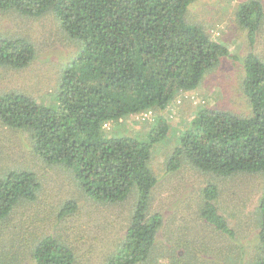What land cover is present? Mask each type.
Returning <instances> with one entry per match:
<instances>
[{
	"label": "trees",
	"instance_id": "obj_1",
	"mask_svg": "<svg viewBox=\"0 0 264 264\" xmlns=\"http://www.w3.org/2000/svg\"><path fill=\"white\" fill-rule=\"evenodd\" d=\"M195 1L0 0V12L51 13L65 37L76 45L75 55L60 66L50 102H38L23 92H0V122L24 131L42 160L68 170L85 202L107 207L135 191L136 202L127 214L124 232L115 237L113 248L97 264L205 263L200 256H189L195 252L192 246L203 245L215 232L235 234L218 213L219 186L223 182L241 185L252 174L263 180L253 219L257 241L243 236L212 254L221 264H240L247 251V264H264V59L253 51L264 24V5L261 0L236 4L233 13L246 33L248 52L232 55L202 25L187 20L188 7ZM35 56L36 48L27 38L0 36V66L23 68ZM225 59L240 63L238 79L247 111L199 110L176 136L161 174L154 170L151 158L155 146L165 144L169 137L170 125L163 115L157 116L145 138L104 129L105 122L116 124L139 111L163 112L181 92L195 90ZM182 164L205 176L199 188L202 203L193 219L199 224V216L202 223L200 228L180 226L182 231L173 241L172 230H162V214L150 212L149 202L151 192L165 190ZM40 187L36 174L29 170H11L0 176V220L9 222L17 207L34 202ZM59 207L60 219L79 209L75 198L64 200ZM27 217L35 220L30 213ZM102 218H107L106 212ZM28 224L30 228L13 224L8 243L0 239V264L22 263L20 249L9 247L15 240H26L35 227L33 222ZM159 231L167 236L162 244L167 249L157 254ZM82 244L87 242L81 235L46 233L35 241L28 259L31 256L34 264H89V258L93 264L91 252L97 244ZM178 247L189 252L184 262L177 257ZM169 253L166 261L156 257Z\"/></svg>",
	"mask_w": 264,
	"mask_h": 264
},
{
	"label": "rangeland",
	"instance_id": "obj_2",
	"mask_svg": "<svg viewBox=\"0 0 264 264\" xmlns=\"http://www.w3.org/2000/svg\"><path fill=\"white\" fill-rule=\"evenodd\" d=\"M241 1L243 0H197L189 5L187 20L202 25L211 33L212 38L223 42L232 55L246 54L248 52L246 33L236 23L233 13L236 4ZM261 1L264 5V0ZM1 35L27 38L36 48V56L28 66L23 68L0 66V92L8 90L23 92L38 102L49 103L56 77L61 70L60 66L68 63L76 53L75 43L65 37L58 21L51 13L41 16H26L14 10L0 12ZM253 51L264 59V24L257 33ZM239 69L238 61L225 59L221 61L218 68L204 77L197 89L180 93L163 112L146 111L137 115H129V117L119 119L116 124L108 123L105 130L110 134L122 130L123 134L145 138L155 124L157 116L163 115L170 125L169 137L165 144L155 146L151 158L154 170L161 174L163 161L166 159V155L171 153L176 136L199 110L217 108L234 112L247 111L248 103L243 97L238 79ZM178 99H181V103L177 102ZM11 170L32 171L41 183L37 199L34 202L17 207L9 216V222L0 220V229H2L0 239L5 243H8L7 235L11 233L13 224L24 223V226H28V222L34 223L35 227L31 228L32 231L26 240H15L9 247V250L13 246L20 249L21 252L18 255L20 259L22 258L21 264H34L31 256L28 259L29 251L35 241L46 233H58L61 236L68 235L70 237H73L74 234L81 235L87 244H82L80 247H84V245L94 247L97 244L96 250L91 252L93 264H97L105 254H109L113 248L115 237L121 235L125 230L127 214L133 210L136 202L134 190L125 200L109 203L107 207H104L103 204L85 202L80 197V188L77 187L68 170L42 160L33 152L24 131L13 130L0 122V176ZM176 173L174 174L175 178L166 182L165 190L155 189L151 192L149 202L150 212L158 211L162 214V230L165 233H168L166 231L169 229L172 230L173 241H175V234L178 235L182 231L180 226L184 228L191 225V227H195V225L197 228L201 227L200 217H196L197 223L200 225L195 224L193 219L197 215V207L199 208L202 203L199 188L205 181V176L200 170L195 172L187 164H182ZM260 176L252 174L238 186H233L228 182H223L219 186V194L215 199L216 207L218 213L226 219L235 234L233 237H229L221 232H215L212 238L204 242L203 245L192 246L195 252H191L190 255L185 249L178 247L176 254L182 262H184V254H187L190 257L200 256L205 262L203 264H221L219 258L212 254L214 249L225 250L224 246L245 239L243 236L257 241L255 237L257 229H255L253 219L257 201L263 189V180L260 179ZM68 198H75L78 201L79 209L76 211L77 213L60 219L58 217L59 206ZM52 208L54 209L50 210ZM105 212L107 218L101 219ZM29 213L35 217L32 222L27 220ZM95 219L98 222L95 223ZM103 223L105 225H102L101 229L100 226ZM203 228L209 232L215 231L214 228ZM183 233L185 232L183 231ZM206 235L208 236L207 232L204 233V237H207ZM165 238L167 236L160 231L157 233L159 244L157 242L155 253H163L164 249H167L162 246L166 243ZM237 251L240 250L235 249L236 253ZM170 256L171 253L156 257H159L161 261H166V258ZM243 256L245 260L240 264L249 263L250 258H246L250 256L249 252H243ZM194 259L195 257H192L191 260ZM87 260L89 264H92L89 258ZM146 264H153V261Z\"/></svg>",
	"mask_w": 264,
	"mask_h": 264
},
{
	"label": "clouds",
	"instance_id": "obj_3",
	"mask_svg": "<svg viewBox=\"0 0 264 264\" xmlns=\"http://www.w3.org/2000/svg\"><path fill=\"white\" fill-rule=\"evenodd\" d=\"M198 87H199V86H198ZM198 87H197V88H198ZM197 88H196V89H197ZM188 92H189V91H188ZM181 93H186V92H181ZM177 102L180 103V102H181V99H178ZM167 107H169V105H168ZM146 111L151 112L152 110H143V111H139V112L134 113V114L137 115L138 113H142V112H146ZM130 115H133V114H130ZM127 117H129V115H128ZM108 123H109V122H105V123L103 124L104 129L107 127Z\"/></svg>",
	"mask_w": 264,
	"mask_h": 264
}]
</instances>
